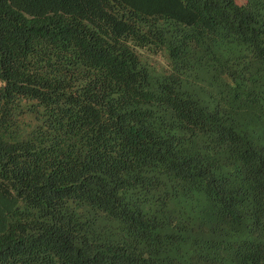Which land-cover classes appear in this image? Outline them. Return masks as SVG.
<instances>
[{"label":"trees","instance_id":"trees-1","mask_svg":"<svg viewBox=\"0 0 264 264\" xmlns=\"http://www.w3.org/2000/svg\"><path fill=\"white\" fill-rule=\"evenodd\" d=\"M0 264H264V0H0Z\"/></svg>","mask_w":264,"mask_h":264},{"label":"rangeland","instance_id":"rangeland-1","mask_svg":"<svg viewBox=\"0 0 264 264\" xmlns=\"http://www.w3.org/2000/svg\"><path fill=\"white\" fill-rule=\"evenodd\" d=\"M236 4L240 5L244 2V0H234Z\"/></svg>","mask_w":264,"mask_h":264}]
</instances>
